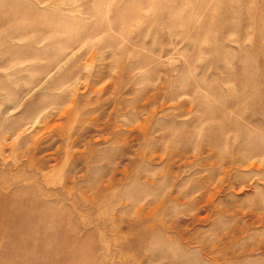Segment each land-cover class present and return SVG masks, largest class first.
<instances>
[{"label": "rangeland", "instance_id": "374dc122", "mask_svg": "<svg viewBox=\"0 0 264 264\" xmlns=\"http://www.w3.org/2000/svg\"><path fill=\"white\" fill-rule=\"evenodd\" d=\"M0 264H264V0H0Z\"/></svg>", "mask_w": 264, "mask_h": 264}]
</instances>
